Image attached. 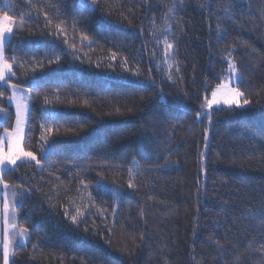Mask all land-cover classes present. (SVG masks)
I'll return each mask as SVG.
<instances>
[{
  "label": "trees",
  "instance_id": "1",
  "mask_svg": "<svg viewBox=\"0 0 264 264\" xmlns=\"http://www.w3.org/2000/svg\"><path fill=\"white\" fill-rule=\"evenodd\" d=\"M90 3L0 0L10 81L32 89L23 147L41 159L3 173L29 231L10 264H264V0ZM228 60L250 103L202 108ZM3 91L0 136L16 119Z\"/></svg>",
  "mask_w": 264,
  "mask_h": 264
},
{
  "label": "snow or ice",
  "instance_id": "2",
  "mask_svg": "<svg viewBox=\"0 0 264 264\" xmlns=\"http://www.w3.org/2000/svg\"><path fill=\"white\" fill-rule=\"evenodd\" d=\"M97 0H91V3L88 5L90 8H94L96 5ZM181 3H183V0H181ZM175 5L173 7L169 8L168 11L172 12ZM203 7V6H201ZM45 18L48 20V23H51V20L47 17V14H45ZM14 19L13 17L8 16L7 14L0 16V96L4 95L3 88L4 87H10L12 90V95L8 97L9 101L15 102L16 105V125L15 128L12 131H8V129H5V135L0 136V183H3L4 188L8 189V184L3 181V173L6 169L10 168H17L18 161L24 162V161H35V164L37 166H41V159H38L37 156L32 151H25L24 147H22V142L25 139V125L28 123L30 118V107L27 102H24L23 100V94L24 91H26L28 94L31 93L32 89H27L22 91L18 88L17 84H13L10 81V77L15 76V72L13 71V63L9 62V59L13 62H17V58L15 56L11 58H6L4 55V45L6 41H9L10 34L13 33V25H14ZM57 33L60 35L66 36V28L62 26V24H57L56 26ZM219 27V26H218ZM170 30V29H169ZM226 34V30H224L223 33L217 32L218 36H222ZM87 36H82V41L87 40ZM166 47L168 50L173 49L172 43H167V38H165ZM64 43L67 44L68 40L65 38ZM92 43L91 41L89 42ZM73 56H76L75 51L72 52ZM78 58V57H77ZM112 59H115V54H113ZM57 65L60 64V57H55ZM51 63V61H49ZM126 63V60H125ZM22 67V65H18ZM97 67L100 66V62H97ZM171 67V65H169ZM175 71L179 73L181 71L179 64L177 62ZM228 76L229 80H232L233 78L238 83L242 77L238 74L236 63L232 60H228ZM168 79L171 80L172 76L169 75ZM37 85L33 84L32 88H36ZM20 93V98H17V94ZM58 95V94H57ZM244 93L240 90V88L237 87H230L228 83H220L216 86V89L211 92V99L205 98V102L201 105L202 108L207 110H212L213 106H219L221 104L227 105L230 108L235 105L236 107H241L239 98L242 97ZM49 101L47 98L44 100L45 105V112L44 114L47 116H51L52 113L47 111V106L49 105ZM250 102L247 99L243 100V105H248ZM0 114L7 117V109L6 108H0ZM207 116L209 119V122L211 123V117L212 112L207 111L204 113L198 112L197 113V120H200L203 118V116ZM42 128H45V125H41ZM54 129L52 127H47L46 132L47 135L42 134L40 139L43 142L41 146V152L44 154L42 156V159H46L47 156L51 155L52 151L55 150V138L51 134L53 133ZM207 133H205V140L207 141ZM7 145V150H5L4 145ZM170 164L166 163L165 165L161 166V169L169 167ZM158 169V170H161ZM83 184L84 182L81 181ZM85 188H87V185H84ZM129 188H133V182L129 180L128 183ZM97 191L103 190V185L99 184L97 185ZM113 195H117L116 193H113ZM13 197L15 198V190L13 191ZM89 199L91 200V193H89ZM3 211L5 215V224L7 225L8 219H9V203L7 199L5 198L4 204H3ZM78 214L83 215V213ZM14 215V212L12 213ZM64 215L67 217L69 216V213L67 210L65 211ZM73 224L77 223V216L73 215L70 217ZM16 225H12V229H15ZM15 235H18L19 238L22 241H27L29 236V231L27 228H20L18 233H15ZM35 247V246H34ZM14 256V253L10 251V242L8 239V229L5 228V236L4 241L2 245V257H3V264H9L10 259Z\"/></svg>",
  "mask_w": 264,
  "mask_h": 264
},
{
  "label": "rangeland",
  "instance_id": "3",
  "mask_svg": "<svg viewBox=\"0 0 264 264\" xmlns=\"http://www.w3.org/2000/svg\"><path fill=\"white\" fill-rule=\"evenodd\" d=\"M12 34H10V38H11ZM6 42H8V41H6ZM222 83H228L230 87H237V84H238L234 78L232 80H229V76H227V78H225V80ZM8 88H9L10 93L12 95L11 88L10 87H8ZM17 98L18 99L20 98V93L17 94ZM23 100H24V102H27L29 104V95L25 91L23 94ZM239 100H240V104L242 106L237 107V108H240V109L245 108L247 105H243V100H244L243 96L240 97ZM9 103L13 107L14 112H16L15 102L9 101ZM222 107L230 108L227 105L221 104L219 106L214 105L212 110L222 108ZM232 107H236V106L233 105ZM15 125H16V119H15ZM15 125H14V128H15ZM26 127H27V124L25 125V133H26ZM4 135L5 134H3V136ZM23 143H24V141L22 142V145H21L22 147H23ZM4 148H5V150H7L6 142H5ZM24 162H29V161H24ZM19 163H21V161L17 162V164H19ZM14 190H15V188L9 187V186H8V189H5L3 183H0V264H3L2 245H3V241H4V236H5V228L8 229V239L10 242V251L11 252H13L14 248L17 245H24L29 240V236H28L27 241H22L18 235H15V233L19 232L20 228L16 227L15 229H12V225L16 223V210H15V208H16V204H17L16 192H15V198L13 197V191ZM5 198L7 199L8 203H9V209H10L9 219H8L7 225L4 222L5 215H4V211H3V204H4ZM13 212H14V215H12ZM10 261H11V259H10ZM10 261H9V264H10Z\"/></svg>",
  "mask_w": 264,
  "mask_h": 264
}]
</instances>
